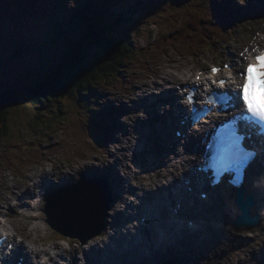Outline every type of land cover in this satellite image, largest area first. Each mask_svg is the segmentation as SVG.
Instances as JSON below:
<instances>
[{
  "label": "rangeland",
  "instance_id": "374dc122",
  "mask_svg": "<svg viewBox=\"0 0 264 264\" xmlns=\"http://www.w3.org/2000/svg\"><path fill=\"white\" fill-rule=\"evenodd\" d=\"M0 1V91L2 92L7 88L18 87L24 83H34L42 77L53 73L68 51V44L64 35H73L74 40H77L78 36L76 29L73 30L74 26L69 20L67 21L72 13V9L66 7L67 0ZM86 1L87 0H77V8ZM99 1L107 3L104 8L108 15L107 23H110L108 31H113V35L118 36V34H123L125 29H128L130 31L129 36L137 47L135 50L137 52H142L146 57H143V55L140 57L132 56L135 65H133L134 69H128L131 72L124 75V77L128 79V82L125 81L126 86L120 83L116 74H111L108 77V83L117 82L106 86L105 89H108L110 94L116 95L117 100L113 101L109 99L108 96L106 98L114 102V107H116V104H120V106L116 107L118 112L114 117L107 120V124L104 123L102 119H98V121L93 117L94 107H92V114L89 115L84 111L81 105L76 103L74 98H66L61 101L58 100L59 102L55 100L53 103H46V105L41 104L40 107L23 105L13 112V117L10 118L11 136L5 141L0 142V161H2L3 155L10 160L6 162L5 165L0 163V178L6 181L7 176L1 172L7 168L13 167V171L7 172V174L11 175L12 178L16 180V182L12 184L13 189L22 187V181L28 180L26 173L34 170L36 167L42 166L43 163H52L53 160H55L56 165H54L53 172L59 170L64 171L65 168L77 172L75 165L80 164L81 161L87 159L99 160V156L93 155V153L107 151V148H103L101 145V131L109 136L110 132L107 127H117L118 123H121L120 117L122 115L126 114L130 119L135 116L127 112L128 106L124 104V97L121 93L128 95L132 89H136L143 85L133 83L134 80L143 78V73L136 71V69L139 68L146 71L152 70L156 65L164 63L163 57H168L167 63L169 65L180 63L181 61L176 60L171 55V53L174 52L177 56L181 57V60L184 62L191 60L192 64H186L184 66L191 68L194 64L195 68L192 69L193 71H195L196 68L202 70L208 67L207 63L208 65H219L224 63L225 60L230 59L229 54H233L232 51H237L240 54L245 47L250 51V46L255 47L257 45L255 44L257 42L256 39L261 41L260 37L263 36L262 32H264V18L261 19L263 14L258 12L262 4L257 6L258 3H261V0H247L245 6H241L237 3L238 9H241L240 14H242L241 16L243 17H240L241 22L237 26L233 29H229L225 35L219 37V39L221 40L222 38L223 41L209 43V47H200L197 52H193L194 50L188 52L182 47H175L163 53L160 58V53L156 56L153 54V51L146 55L145 49L158 41L159 38L162 40V38L164 39V37L169 34L173 35V33H178L180 28L187 22L188 16L191 17L195 10H203V7H206L205 4L209 3L211 0H180L181 4L178 0ZM11 7L14 11L21 9V13H18L14 19L10 9ZM96 9L98 10V7H96ZM249 13L252 14L250 15ZM85 27L86 23L83 24V28ZM76 28H79V26L77 25ZM66 30L71 31L65 33ZM257 33L261 35L258 36ZM87 35H89L88 31H86L85 36L91 38ZM141 41H143V43H141ZM23 42H31L36 48L33 47L30 52H26L25 57L12 61V54ZM97 53V47L91 45L86 52V56L90 59ZM184 83L179 82V85H184ZM130 102L131 101H129V103ZM102 106L106 108L105 104ZM99 108L102 107L99 106ZM57 116H59V118H57ZM92 117L95 123L93 125L98 132L90 131L87 127ZM44 119L47 120V123L43 122ZM114 119L116 120L113 122ZM134 130L135 127L132 128V131ZM137 130L139 131L138 128ZM118 131L121 130L118 129ZM124 137V135L120 136L122 139H124ZM117 138L112 135L110 142H114L116 139V141L121 143L122 139ZM46 144L48 145L46 146ZM43 151L45 152V161L39 159L42 157ZM30 153L33 159L41 161L42 163L30 168H25L24 161L19 160V157H23L24 154ZM82 170L87 171V173ZM79 172L80 177L96 173L94 172V165L87 164L83 165V169L80 168ZM100 174L103 177L107 176V173L103 170H101ZM17 177H19V179H17ZM102 183L105 188L110 187V182L108 183L107 180L103 179ZM0 187L9 190L4 183H0ZM33 189L34 185L31 191H33ZM20 195H22V193H20ZM118 195L119 198L122 197V193ZM71 198L72 196H68L66 199L67 203L64 202L66 205H69V207L83 200L85 197L83 192H79L74 194L72 202L69 200ZM116 200L118 199L114 198V203ZM87 209L88 208H86V214L88 212ZM46 211L48 214L55 213L56 215L57 212L60 211L58 223L67 222L62 218L63 211L59 207V204L56 206L53 200L49 203ZM122 215L119 209L113 207L108 213L107 220L105 217L106 230L107 226L111 225L115 227L113 218ZM262 218H264V216ZM81 221H85V219L79 218L73 223H81ZM224 232L223 230H208L206 233H203L201 240L206 239V237L209 240L205 243L206 250H204L201 255H199L198 250H187L185 247L182 249L183 256L181 259L184 260L183 262H173L170 255L167 259L168 261L164 262V264H200V260L204 258L208 259V264H227L231 262L232 255L226 254L221 248L222 243L226 244L227 241V238H223ZM248 233L255 236L258 241L264 235V229L261 228L259 230L256 228L254 231L249 232L246 230L245 232H241L239 237L250 239L249 236L251 235ZM243 235L245 236L243 237ZM247 236L248 238H246ZM254 239L255 238L252 240ZM217 243L220 247L218 249L216 247ZM243 245L246 246V243H243ZM250 247L237 246L234 248L233 253L246 251L248 257V255L253 252V249L248 251ZM256 248L260 250L261 246L256 245ZM208 252L211 253L210 258L206 257ZM72 255L73 254H71V256ZM184 255L185 258L183 259ZM63 259H67V257H63ZM150 264H155V260L150 262Z\"/></svg>",
  "mask_w": 264,
  "mask_h": 264
},
{
  "label": "clouds",
  "instance_id": "9594fccd",
  "mask_svg": "<svg viewBox=\"0 0 264 264\" xmlns=\"http://www.w3.org/2000/svg\"><path fill=\"white\" fill-rule=\"evenodd\" d=\"M236 2L245 6L247 0H236ZM66 7L68 9H76L77 8V0H67ZM259 36L260 34L257 33ZM255 39V38H253ZM261 41L264 42V36L260 37ZM143 43V41H141ZM249 49L247 47L244 48L243 52L240 55H245L248 53ZM252 53H258L254 58L250 60L247 64H257L256 57L264 55V49L252 48ZM171 55L180 63L171 64L167 63L168 57H163L164 63L156 65L152 70H142L136 69L138 72L143 73V78L136 79L133 83L137 85L146 84L148 87L143 89L145 93H151L153 91H157L154 87L155 84L164 85L166 87H170L176 84V80H179L181 83L184 82H193L199 83L202 78L205 80L211 79V77L215 76L211 69V75L205 76L198 68L193 71L195 68L193 64L191 68L184 66L186 64H192L191 60L184 62L181 60V57L177 56L176 53L172 52ZM251 55V54H249ZM247 58V57H246ZM242 68L243 64L240 65ZM231 75V73H229ZM166 81H172L171 85H167ZM212 83H216L215 80H212ZM232 83H236L235 80ZM244 83V81H243ZM207 86V85H206ZM218 87H223L220 83L217 85ZM239 84L237 87L239 88ZM256 93V87L253 85L251 89V96L253 100V105L255 108L264 110V107L260 106L254 99V94ZM124 97V104H126L129 108L133 107L132 103L129 101H138L137 96L140 95L138 92L136 95H127L125 93H121ZM181 103L190 104L191 100H182ZM116 107H119L120 104H116ZM169 105H164L161 109V114H163V109L168 108ZM242 111L246 112L247 115L246 120L254 121L256 124L260 125L264 123V121L260 120L258 117L253 116L248 112V108L246 105L241 104ZM136 116L140 117L142 120H146L147 114L141 109L136 113ZM136 116L129 118L128 115L124 114L120 117V122L124 125H127V132L129 133L126 137H124L122 143L111 142L108 143L106 148L107 151H99L93 153V155L99 156V160L87 159L80 162V164L75 165V168L78 173L79 169L83 167V165H94L95 168H99L103 170L104 168L113 165L109 160L108 153H113L112 159H115L119 156L123 159L124 156L131 158L133 156V150L137 145L138 134L132 131V128L135 127ZM124 133L122 131H118L115 133L116 138L122 136ZM177 135H180L177 133ZM120 149H126L127 151H118ZM180 151L183 149L180 148ZM195 157H193L194 159ZM175 163V161H173ZM54 165H56V161L53 160L52 163H43L42 166L36 167L34 170L28 171L26 175L31 177V180H23L22 187L19 189H12V184L16 182L12 178L11 175L5 173L7 176V180L4 181L0 178V183H6L8 189L5 190L4 187H0V241L7 242V248L4 249V254L11 256L12 252L16 248H21L24 253V256L28 258L30 264H70L71 254L75 253L76 259L78 260V264H87L86 252H91V250L95 247L98 249H104L106 245L110 244V237L116 234V230L112 226H107V230L105 234H94L91 237H86V242L81 244V238L78 235L68 234L67 232H63L58 230L57 227H54L53 224L49 221V217L45 211L47 206V200L45 199V195H37L34 199H30L27 201V204L30 206L24 207H16L17 205V197L20 196L21 192H24L25 189H31L33 185H38L41 182L43 173H53ZM58 166V165H57ZM179 165L177 164V168ZM117 171L120 177L124 178L127 183L124 185L125 191L122 193V197L113 204V207L119 209L120 212H125L127 204H131L133 206H138L141 203V200L138 197H143L146 192H154L161 185H169L174 177L170 173H174L175 176H180V171H176L174 168H159L158 170L144 172L141 171L138 167H132L129 164V168H123L116 166ZM64 171H72L71 169L65 168ZM85 171V170H84ZM182 171V170H181ZM77 172H73L71 176L61 177L59 180L54 179L52 176L43 177V180L46 178L51 184L59 185L61 180H64L68 177H71V183L75 184L79 182L80 175ZM19 179V177H17ZM130 186L137 189L135 195L130 194L127 191V188ZM15 192V195L13 194ZM201 198H206L204 194H202ZM123 201V202H121ZM12 206L16 209L15 214L9 213V206ZM107 211L108 213L110 211ZM264 211V210H262ZM129 214H133L132 210H128ZM140 222L137 220H132L125 227L120 229L121 233L127 234L131 232L133 235L136 234V229L139 227ZM106 228V226H105ZM104 228V229H105ZM103 229V230H104ZM63 233L61 235L60 233ZM101 232V231H100ZM251 235V233H248ZM78 236L79 239H72L71 237ZM211 253L208 252L206 257L210 258ZM63 257H67V259H63ZM24 257H21V261H23ZM248 259L246 251L245 252H236L231 256L232 264H237V261H242ZM2 264V261H0ZM200 264H208V259H201Z\"/></svg>",
  "mask_w": 264,
  "mask_h": 264
},
{
  "label": "trees",
  "instance_id": "16d2710c",
  "mask_svg": "<svg viewBox=\"0 0 264 264\" xmlns=\"http://www.w3.org/2000/svg\"><path fill=\"white\" fill-rule=\"evenodd\" d=\"M96 1L89 0L81 8L74 9L68 17L67 21L69 20L74 26L73 30L76 29L78 39L74 40L73 35L72 37L69 34L64 35L68 51L53 73L34 83H24L18 87L0 91V142L11 136L10 118L21 106L40 107L41 104L46 105L55 100L74 98L79 105L91 108L90 105L97 103L99 96L104 91H108L105 87L117 82L108 83V77L111 74H116L119 80V75L128 73V65L133 61L132 56L137 57L139 53L135 52L130 36H114L113 31H108L110 25L105 21L103 12L95 10ZM223 4L226 3L223 1ZM206 6L201 15L197 12L192 13L187 26L180 29L181 35L176 38H167L162 42L159 39L157 43L155 42L154 48H152L154 43L148 48V52L153 51L154 55L157 56L159 53L161 55L163 50L174 44L185 46V42L194 43L189 47L197 48L220 36L225 30L222 28L224 20L228 19L227 7H222L219 0H211ZM84 23H86L85 28H83ZM77 25L79 28H76ZM86 31L89 32L87 36L91 38L85 36ZM65 33L69 31L66 30ZM91 45L97 47L98 53L88 59L86 52ZM31 47L33 48L31 42L19 45L12 54V61L24 56L30 51L29 49H32ZM43 122L47 123V120L44 119ZM28 159H31V162L27 163L37 161L31 157V153L19 157V160L25 163ZM8 161L10 160L3 155L1 162Z\"/></svg>",
  "mask_w": 264,
  "mask_h": 264
},
{
  "label": "bare ground",
  "instance_id": "6f19581e",
  "mask_svg": "<svg viewBox=\"0 0 264 264\" xmlns=\"http://www.w3.org/2000/svg\"><path fill=\"white\" fill-rule=\"evenodd\" d=\"M206 10H207V8H206ZM202 12H204V10ZM261 18H263V16ZM256 41L259 42L258 39H256ZM198 48H200V47H197V49ZM232 52H233V54L230 55L231 58H233L235 60L236 57H239V53L237 51H232ZM240 65L241 64L239 63L238 64V69L241 68ZM124 79H125V81H128V79H126V78H124ZM179 82H180L179 80H176V84L173 85V86H170V87H166L164 85L155 84L154 87H155V89L157 91H153L151 93H145L143 91V89H146L148 87L146 84H143L142 86H139L136 89H132L128 93V95L129 96L136 95L139 92L140 95L137 96V99L138 100L140 99V101H143V100H147L150 95L154 94V95H156V97H155L156 98L155 99L156 102L159 101V103H162L161 95H160L161 93L160 92L163 93V92L172 91V88H176L177 89L178 86H179ZM166 84L167 85H171L172 84V81H166ZM137 102L138 101H131L130 102V103L133 104V107L130 108V110L128 111L129 113L136 114L139 110L142 109V106H143L142 104H139L138 108L134 104V103H137ZM170 102L171 101L169 100L168 103H170ZM164 116H165V113H163V116H162V114L159 113L157 115V120L154 122V124H159V125H163L164 126V122H166V117L164 118ZM168 119H170L172 122H175L171 116H168ZM120 126H121V129H122L123 133H124V136L126 137L129 134L127 132V127L124 126V125H120ZM164 128L167 129L166 126ZM134 132H136L138 134L137 131L134 130ZM204 132H205V130H203L201 132H198L196 134H193L192 135V138H193L192 141L193 142L200 143L201 140H202V137L204 135ZM122 141H123V139L121 140V143H122ZM114 142L119 143L118 141H116V139L114 140ZM171 144H174L175 145L176 150L180 146V144L178 142H176V141H172ZM196 144L197 143H194V147H192V144H191L190 148L186 150V152H188L189 156L184 151H178L179 150L178 149L175 152V155H169L168 158H166L165 160L161 161V164L158 167L159 168H169V167H171V168L176 169V171H180V174L182 173L181 170L183 172H185L186 170H189L193 165H195V160H197V158L199 156V152L196 149L197 148L196 147ZM118 151H124V152H126L127 150L126 149H120ZM146 153H148V152L144 151V152L139 153L138 155H135V158H136L137 162L141 163L142 167H144V168L150 167L149 159L143 157V156L146 155ZM113 155H115V154H113V153H110L109 154V160L111 161V163L113 165H110V166H108V167H106V168L103 169V171L107 173V176H104V177L101 176V174H100L101 173V169H99V168L97 169L95 167H94V172H96V173H92V174H90V175L88 174V175H89L90 178H94V177L100 176V177H103V178L107 179L110 182V184H111V188H112L111 190H112V193H113V197L115 199H117V197H118L117 194L123 193V191H124L125 188H123L124 178L120 177V175H119V173L117 171L116 166L123 167V168H129V164H131L132 161L128 162V159L129 158L127 156H124L123 159H121L119 156H117L115 159H112ZM193 157H195L196 159H193ZM173 161H175V163H173ZM177 164L179 165L178 168H177ZM82 169H83V167H82ZM82 171H84V170H82ZM84 172L87 173V171H84ZM77 174L80 175V173H77ZM170 174L173 175L174 179L177 178V176H175L174 173H170ZM71 175L72 174L70 172H66V171H63V170L62 171L61 170L55 171V172H53L51 174H49V173H43L40 184L34 185V190L33 191H31V189H25L24 192H21L22 193V196H24L25 199H33L35 196H37V194L39 192H42V195H45V194L47 195L50 190H53L54 188H56L59 185L64 186V185L69 184L68 186H66V187H69V186L73 185V183L70 182L71 181V177H68V178H66L64 180H61V182H60L59 185H57V184H50L48 187H47V185H45L47 188L44 189V184L46 182H48V180L46 178L43 180V177L52 176L54 179L59 180L61 177L71 176ZM28 180H31V177H28ZM4 185H7V184L4 183ZM12 189H9V190H12ZM82 190H86V192H87L86 193L84 191L83 192V195L86 198L84 200L87 203L88 207H93L94 204H95L94 202L97 201V198H98L97 196L99 195V193H97L94 190H92V187L90 185H88L86 189H82ZM136 192H137V189H135L133 187V194L135 195ZM76 193H79V190L78 189L76 190ZM147 193H149V192H146L143 197H138V199H142V198L146 197ZM66 194H68V193L66 192ZM14 195H15V192H14ZM87 197H89V198H87ZM69 200H70V202L73 201L72 198L69 199ZM23 204H24L23 199L18 196L17 197V205H16V207H21V206H23ZM128 206L130 208L139 209V205L138 206H133L131 204H128ZM10 207H12V206L10 205ZM217 208L218 209L221 208L222 210H225L226 211V213H227L226 214L227 215L226 219L227 220L236 219V217L239 216V211H238V208L236 207V202L234 203L231 199H228L227 198L226 200H224L223 205L222 206L221 205H217ZM233 208H235V211L234 212H233ZM261 210H262V207L256 206L255 208H253L252 212H253L254 215H256V214H259V212H261ZM15 212H16V209H15V211H13L10 214H15ZM259 215L262 216V215H264V213L261 212ZM121 217H124V216H119V217L113 218L114 223L117 220H119ZM125 217L127 218V216H125ZM222 220H224V219H222ZM95 223L96 222L94 221L93 224H95ZM258 228H263L264 229V218L261 220V224H260V226ZM246 230L248 232L249 231H254V229H252V228L251 229L250 228H243V229L233 228V229H230L228 226L226 228H224L223 231H225V232L223 233V238L224 239L227 238V241H226V244H223L222 243L221 248H222V250H224V252L226 254L232 255L234 248H236L237 246H241V247H250L251 246L248 249V251H250L251 249H253L252 254H250L251 256L248 255V259H246V260L237 261V264H263L261 255L264 258V235L258 241H257V238L255 236H252V235L249 236L250 239H244L242 237H239V234L241 232H245ZM244 236L245 235H243V237ZM246 238H248V236ZM253 238H255V239L252 240ZM114 239L116 241H120V238L117 235V233L114 236L110 237V240H112L113 242H114ZM194 242H195L194 241V237L188 231H185V236L184 237H182V238H176L175 241L171 242L169 244V250L171 251V253H173V255L171 256L172 257L171 258L172 261L175 262V263L176 262H183L184 261V260L181 259L182 256H183V252L181 250V246L182 245L185 246L186 249H191L193 251L194 250H198L199 255H201L202 247L197 248L195 246ZM243 243H246V246L243 245ZM124 245H125V239L122 241L121 246H120V249ZM256 245H260L261 246V249H263L262 252H261V250H258L256 248ZM216 247H217V249L220 248L218 246V243H217ZM104 250H105V254H106V260L108 262H110V263L111 262L114 263V262H117V261L120 262V261H123L124 260L125 264H150L147 261H140L138 263V262L135 261V257L132 258V259H130L131 261L130 260L129 261L126 260V258H128V256L132 253L131 249H124V254H122V258L119 259V257H120L118 255L119 250H113L112 245H109V244L106 245L104 249H98V248H95L94 247L91 250V252H86L85 253V256H86L87 264H99L98 262H96L94 260L92 254L98 253L100 255V254H102V251H104ZM113 253H114V258L113 259H110V256ZM154 257L155 256H153V258ZM184 258H185V255H184L183 259ZM154 260L155 259H153V261ZM70 263L71 264H78V260L76 259L75 253H73ZM227 264H232V261L229 262V263H227Z\"/></svg>",
  "mask_w": 264,
  "mask_h": 264
},
{
  "label": "water",
  "instance_id": "95a60500",
  "mask_svg": "<svg viewBox=\"0 0 264 264\" xmlns=\"http://www.w3.org/2000/svg\"><path fill=\"white\" fill-rule=\"evenodd\" d=\"M82 189H86L88 185L92 187V190L99 193L97 196V201L94 202L93 207H88L87 203L83 200L78 201L76 204L66 205V200H61L59 203V207L62 209L63 214L62 218L67 221L64 223H58L56 221V217H51V223L54 227H57L58 230L67 232L68 234L78 235L82 239V242L85 243L86 237H91L94 234H101L105 227V217H107V211L110 209L112 199L107 190H104L100 185L90 183L86 180H83L80 184ZM76 187L72 188L75 189ZM80 190V192H86V190ZM87 193V192H86ZM90 195V194H89ZM57 195L56 197H58ZM91 196V195H90ZM92 197V196H91ZM89 198V197H87ZM66 202V203H64ZM251 206L253 202H250ZM86 208H88V212L86 214ZM245 216L242 218V221L238 223V226H251L258 223V218L254 220H250L249 210L250 207L244 208ZM86 214V215H85ZM83 215V216H82ZM58 218L60 217V211L57 212ZM85 219V221H81V223H73L77 219ZM87 221V222H86ZM96 222L93 224V222ZM101 231V232H100ZM61 234H63L61 232ZM78 236H73L72 238H79Z\"/></svg>",
  "mask_w": 264,
  "mask_h": 264
},
{
  "label": "snow or ice",
  "instance_id": "6c2138e0",
  "mask_svg": "<svg viewBox=\"0 0 264 264\" xmlns=\"http://www.w3.org/2000/svg\"><path fill=\"white\" fill-rule=\"evenodd\" d=\"M257 64H250L242 72L245 73L244 83L239 86L240 90L236 93V99L242 101L243 105H246L248 112L253 116L258 117L260 120L264 121V110H260L254 107L253 100L251 96V89L255 85L258 89L264 93V55L256 57ZM225 67H228L225 65ZM219 71L217 68H213L212 72L216 74ZM219 83L224 85L226 81L220 80ZM227 102L226 100L224 101ZM247 119L246 117H243ZM255 123L254 121H252ZM261 131L264 132V123L260 124ZM241 137L236 135L234 131L231 132L230 140L225 145L224 153L230 155L234 160L237 168H243L248 165L249 160H251L255 153L244 152L240 146Z\"/></svg>",
  "mask_w": 264,
  "mask_h": 264
}]
</instances>
